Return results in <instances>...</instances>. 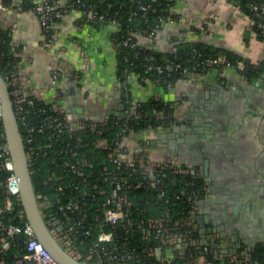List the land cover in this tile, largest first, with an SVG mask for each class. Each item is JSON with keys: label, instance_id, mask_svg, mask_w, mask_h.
Here are the masks:
<instances>
[{"label": "crops", "instance_id": "obj_1", "mask_svg": "<svg viewBox=\"0 0 264 264\" xmlns=\"http://www.w3.org/2000/svg\"><path fill=\"white\" fill-rule=\"evenodd\" d=\"M174 9L178 20L164 24L153 38L139 36L138 42L164 52L178 40L200 41L243 59L223 73L212 68L166 86L141 81L132 72V101L154 97L169 102L173 121L127 134L125 155L196 168L206 182L196 215L199 232L222 234L229 244L264 243V70L251 77L241 74L245 63L264 59V40L251 18L227 0H174ZM80 17L78 9L66 10L54 23L49 46L32 10L0 8V28L10 32L19 68L44 102L77 113L74 120H101L122 107L111 38L115 26H91ZM54 72L57 82L52 84Z\"/></svg>", "mask_w": 264, "mask_h": 264}, {"label": "built area", "instance_id": "obj_2", "mask_svg": "<svg viewBox=\"0 0 264 264\" xmlns=\"http://www.w3.org/2000/svg\"><path fill=\"white\" fill-rule=\"evenodd\" d=\"M227 1L234 4L243 15L254 14L257 18L251 17L252 24L264 38V0ZM76 2L88 7L91 17L112 23L115 26L113 32L119 29L120 23L116 16L105 18L104 14L94 10L92 4L86 5L80 0ZM64 4L60 0H35L29 8L36 14L44 32L45 46H49L55 39V33L50 31V19L62 15L66 10ZM0 8H13L18 13L23 11L21 5L12 6L4 0L0 1ZM146 8L140 5V9L145 11ZM167 9L168 15H158V21L146 35L140 30H130L122 40L123 44L134 46L132 35L153 38L164 24L179 19L174 6ZM152 10L155 8L152 7ZM18 63L19 60L5 82L30 165L37 205L51 234L69 254L85 264H264V257L249 258L247 250L253 244H244L243 249L236 251L233 246L239 245L238 242L232 245L222 234L211 232L202 235L199 232L196 223L200 208L198 190L191 188L187 192L182 189L169 192L163 181L168 168L172 172H187L189 168L176 165L170 160L152 162L139 153L126 156L125 137L135 131L127 122L122 124L121 130L111 140L98 137L93 142L95 148L108 149L104 164L100 169L94 168L85 153L80 152L81 148L90 146V143L72 134L84 127L100 133L98 125H104L105 121L91 120L85 123L82 120H70L63 107L42 100L28 83ZM204 65L213 67L219 73H223L225 67L232 66L223 55L207 58ZM177 67L181 65L174 61L147 65V69L158 71H170ZM182 71L187 78L207 72L191 71L186 66L182 67ZM56 82L57 74L54 72L51 83ZM59 92L58 89L55 95L58 96ZM155 113L158 117L163 115L162 111ZM145 128L152 127L147 125L137 130ZM61 135H68L69 140L57 148L55 141ZM39 156L50 158L48 173L44 178L37 174L35 168L31 169L33 160ZM193 171L195 175L200 174L196 169ZM36 175L41 179L39 186L34 179ZM132 175L142 178L133 179ZM0 176L2 215L4 211L12 212L15 198H20L19 182L2 132ZM42 185H53L52 195ZM142 187H154L155 195L151 199L162 207L160 213L141 215L144 209L135 202L134 192ZM182 195L185 203L180 207V214L175 216L173 204ZM19 235L24 237L18 245L20 252L13 253L15 264H60L35 236L26 218L19 221L0 218V253L11 244H18ZM0 264H4L2 258Z\"/></svg>", "mask_w": 264, "mask_h": 264}, {"label": "trees", "instance_id": "obj_3", "mask_svg": "<svg viewBox=\"0 0 264 264\" xmlns=\"http://www.w3.org/2000/svg\"><path fill=\"white\" fill-rule=\"evenodd\" d=\"M10 2L11 0H4ZM86 5L92 4L94 10L97 13L104 14L105 18L116 16L119 20V29L111 34V38L116 50L117 58V70L116 76L119 84L123 88L122 95V107L119 112L109 114L106 118L94 121H105L102 125L99 123L98 127L101 128V132L92 131L88 127L77 129L73 132V137H80L81 140L90 143V146L81 148L80 152L85 153V157L90 161L94 168L100 169L105 162V158L108 152L106 148H95L93 142L98 137H106L111 140L116 136L117 132L121 130L122 124L127 122L130 128L137 130L142 126L150 125L155 127L157 125L167 126L173 121L172 113L173 106L169 102H165L162 99L150 97L146 100L133 102L129 90H128V75L130 72L136 73L138 79L144 81L145 79H151L158 84L163 86L172 84L178 78L187 79V75L182 71V67L186 66L189 70L201 72L208 71L213 67L204 65L207 58L217 57L219 55L225 56V58L232 64L237 65L238 61L243 58L235 52L203 43L200 41H189V40H178L174 43V46L169 51H157L147 46L141 45L138 42V36L132 35V40L135 41V45L123 44L122 40L129 34L130 30H140L142 34L147 32L154 26L158 21V15L166 17L168 15V7L174 6V0H80ZM34 0H21L16 4L22 6L23 10L29 9L33 4ZM64 7L66 10L70 8L78 9L83 13L80 17L81 23H87L91 26H97L103 22L96 17H91L89 14L90 10L88 7L81 6L76 0H65ZM145 5L146 10L140 9V5ZM152 7L155 10H152ZM65 10V11H66ZM64 11V12H65ZM63 12V13H64ZM62 13V14H63ZM251 18H257L254 14H249ZM60 18V16H53L50 19L51 28L50 31L54 32V23ZM253 27L257 31L255 25ZM261 39H264L261 34L257 32ZM16 48L12 42L11 34L8 30L0 28V74L5 80H8L12 71L15 68V63L19 60V57L15 54ZM174 61L181 65L173 70L158 71L155 69H147L148 64H154L158 62ZM200 63V65H197ZM217 67H221L217 65ZM264 70V59L257 63H245L241 69V74L245 77H251L259 74ZM43 104L42 102H39ZM45 106H48L46 104ZM156 111H162L163 115L158 117ZM40 117V116H39ZM37 120L38 118L35 117ZM35 120V121H36ZM83 122H90V119H82ZM0 132L4 133L3 125L0 119ZM127 133V132H123ZM69 140L68 135H61L55 141V146L58 148L64 142ZM50 165V158L39 156L33 160L31 169L35 168L37 174L41 178L46 177L48 173V167ZM189 168L187 172H172L170 168L166 170L167 175L163 181L166 189L171 191H179L180 189L185 192L191 188L198 190L199 199L205 197L206 185L205 179L201 174L194 173L193 170L196 168L192 166H186ZM1 177V176H0ZM142 178V176L132 175L133 179ZM176 178V182L173 179ZM193 182L192 184L190 182ZM39 186V184H38ZM44 190L52 195L54 191L53 185H42ZM135 202L137 205L144 209L143 216L155 215L161 212V206L157 201L151 198L155 195L154 187H142L137 189L135 192ZM184 195L173 204L175 216L180 214V207L184 205ZM14 208L12 212L4 211L0 218L6 221H19L25 219L23 207L20 198H15ZM88 207V206H87ZM90 209V207H88ZM24 236L19 235L17 237L18 244H11L3 253H0V259L4 260V264H15L14 252H20L19 246ZM234 245V243H232ZM235 250H240L245 247L243 243L233 246ZM250 259L257 257H264V243L256 242L251 245L248 250ZM227 264V263H226Z\"/></svg>", "mask_w": 264, "mask_h": 264}, {"label": "water", "instance_id": "obj_4", "mask_svg": "<svg viewBox=\"0 0 264 264\" xmlns=\"http://www.w3.org/2000/svg\"><path fill=\"white\" fill-rule=\"evenodd\" d=\"M0 107L1 122L3 125L5 139L13 161L14 171L19 182V196L25 218L33 227L35 236L42 242L46 249L60 264H85L78 258L69 254L59 244V242L51 234L48 226L41 216L35 197L33 178L30 173V165L25 154L21 133L13 111L10 95L8 92V86L1 74ZM67 117L70 120H74L77 117V113L72 114V112L68 110ZM34 179L37 184L41 183V179L38 175H36ZM175 181L176 178L173 179V182ZM197 219L200 221L201 216L198 215Z\"/></svg>", "mask_w": 264, "mask_h": 264}]
</instances>
